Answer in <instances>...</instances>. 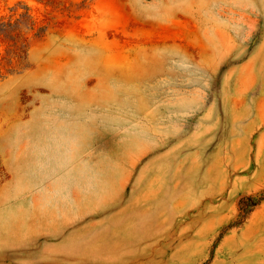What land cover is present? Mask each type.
<instances>
[{"label": "rangeland", "instance_id": "1", "mask_svg": "<svg viewBox=\"0 0 264 264\" xmlns=\"http://www.w3.org/2000/svg\"><path fill=\"white\" fill-rule=\"evenodd\" d=\"M264 0H0V264H264Z\"/></svg>", "mask_w": 264, "mask_h": 264}, {"label": "trees", "instance_id": "2", "mask_svg": "<svg viewBox=\"0 0 264 264\" xmlns=\"http://www.w3.org/2000/svg\"><path fill=\"white\" fill-rule=\"evenodd\" d=\"M264 201V196L261 198L244 197L238 201L239 218L242 220L254 207Z\"/></svg>", "mask_w": 264, "mask_h": 264}]
</instances>
